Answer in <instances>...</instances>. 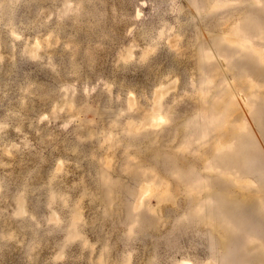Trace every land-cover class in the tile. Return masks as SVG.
Segmentation results:
<instances>
[{"label": "rangeland", "instance_id": "obj_1", "mask_svg": "<svg viewBox=\"0 0 264 264\" xmlns=\"http://www.w3.org/2000/svg\"><path fill=\"white\" fill-rule=\"evenodd\" d=\"M262 120L264 0H0V264H264Z\"/></svg>", "mask_w": 264, "mask_h": 264}, {"label": "bare ground", "instance_id": "obj_2", "mask_svg": "<svg viewBox=\"0 0 264 264\" xmlns=\"http://www.w3.org/2000/svg\"><path fill=\"white\" fill-rule=\"evenodd\" d=\"M263 124H264V121H263ZM262 130L264 131V129H262ZM262 135H264V134L262 133ZM252 148H251V150L249 147L248 148H239V149L233 151L232 156L234 158L233 159L234 167H236L237 170L243 174L256 175L258 178H260V176L262 175V174H260V170H259L260 167H258V165L255 166L254 162L257 159H258V161H261V162H264V160L260 159V157H257L254 154L255 150ZM252 150H254V151H252ZM263 167H264V164H263ZM263 176H264V173H263ZM262 218H263L262 220H264V217H262Z\"/></svg>", "mask_w": 264, "mask_h": 264}, {"label": "trees", "instance_id": "obj_3", "mask_svg": "<svg viewBox=\"0 0 264 264\" xmlns=\"http://www.w3.org/2000/svg\"><path fill=\"white\" fill-rule=\"evenodd\" d=\"M39 210L38 209H35V212H38Z\"/></svg>", "mask_w": 264, "mask_h": 264}]
</instances>
